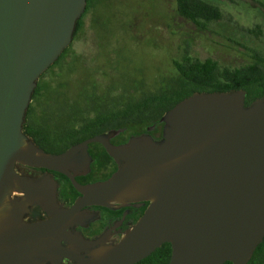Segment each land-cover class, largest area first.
<instances>
[{
	"label": "water",
	"instance_id": "1",
	"mask_svg": "<svg viewBox=\"0 0 264 264\" xmlns=\"http://www.w3.org/2000/svg\"><path fill=\"white\" fill-rule=\"evenodd\" d=\"M86 6L0 0V264H137L163 244L171 247L168 264H248L264 239V96L245 106L243 90L196 92L163 115L160 139L142 133L120 146L110 143L118 133L110 131L53 154L23 133L37 81L72 43ZM92 143L103 145L118 169L89 186L70 176L81 198L69 210L15 171L23 164L85 173ZM14 192L51 219L25 223ZM134 201L149 206L117 245L76 236L60 244L81 208Z\"/></svg>",
	"mask_w": 264,
	"mask_h": 264
},
{
	"label": "rangeland",
	"instance_id": "2",
	"mask_svg": "<svg viewBox=\"0 0 264 264\" xmlns=\"http://www.w3.org/2000/svg\"><path fill=\"white\" fill-rule=\"evenodd\" d=\"M207 1L223 19L201 30L178 15L176 0H93L70 51L41 79L48 99L41 120L55 128L80 125L95 115L93 94L100 104L153 90L176 77L173 62L185 53L231 68L264 53V0Z\"/></svg>",
	"mask_w": 264,
	"mask_h": 264
},
{
	"label": "trees",
	"instance_id": "3",
	"mask_svg": "<svg viewBox=\"0 0 264 264\" xmlns=\"http://www.w3.org/2000/svg\"><path fill=\"white\" fill-rule=\"evenodd\" d=\"M176 4L178 15L201 30H206L210 24L223 19L221 9L207 0H176ZM92 7L93 0H87L86 10L76 25L71 45L49 70L56 66L70 51L80 30L82 19ZM187 54L185 53L180 60L173 62L177 72L176 77L169 80L161 79L153 90H138L134 94H119L111 100L105 99L100 104L94 103L96 95L93 94L94 97L91 102L96 111L95 115L80 125L64 127L66 129L64 134L66 139L62 141L64 146L83 142L106 130H123L129 138L142 133L153 135L161 131L163 123L160 120L163 115L196 92L212 93L243 90L247 94L245 106H249L264 96V57L259 54H253L252 58L255 61L235 68L221 67L214 59L208 58L202 61L191 58ZM44 89L45 84L40 82L33 96H43ZM137 93L138 96H136ZM78 112L80 111L76 113L79 114ZM75 117L77 116L75 115ZM47 126L49 125L36 124L34 129L42 136L47 133ZM148 129L150 130L148 131ZM34 143L47 153L54 154L55 152L37 141ZM169 253L170 245L163 244L142 260V263L160 262L168 259ZM225 264L231 263L226 262ZM248 264H264V239L254 251Z\"/></svg>",
	"mask_w": 264,
	"mask_h": 264
},
{
	"label": "flooded vegetation",
	"instance_id": "4",
	"mask_svg": "<svg viewBox=\"0 0 264 264\" xmlns=\"http://www.w3.org/2000/svg\"><path fill=\"white\" fill-rule=\"evenodd\" d=\"M255 53L259 54L261 57H264V53L262 52L257 51ZM251 59V62L255 61L253 58ZM43 75H41V77L38 79L37 86L41 82ZM33 95L25 116V121L23 123V133L33 142L37 141L47 149L54 150V154L63 153L75 144L64 146L62 143V141L66 139L64 135L66 131L65 128L58 129L47 126V133L42 136L34 129V125L36 124H45L41 118L47 113L45 104L48 99L45 96ZM162 130L163 127L160 132L154 133L152 136L155 139H160L162 137ZM110 131L112 130H106L99 133L98 135ZM116 132L118 133L109 139L110 143L114 146L125 144L129 139L127 133L123 130H117ZM87 151L91 161L89 164V169L85 171V173L76 174L72 171H69V175H67L23 164H16L15 171L19 176L33 182L34 185L48 190V192L52 194L54 198V203L60 209L69 210L76 204L78 199L81 198V194L74 186L71 177H73L75 182L79 185L89 186L95 183L106 181L118 169L116 162L108 154L103 145L99 143H92L88 146ZM11 198L20 205L22 219L25 223L38 224L47 222L51 219L49 213L43 208L41 204L27 201L23 193L14 192L12 193ZM148 206V201H134L124 203L113 202L109 207L98 205L83 207L80 209V215L76 219L75 223L68 228L67 234L64 235L65 239L63 236L61 237L60 244L62 246H67L69 245L67 237L76 236L86 242L102 241V243L106 246H115L137 224V222L144 215ZM170 257L171 247L168 259L156 262L154 264H168ZM143 263L140 261L137 264ZM46 264L79 263L75 260L62 258L60 260H49Z\"/></svg>",
	"mask_w": 264,
	"mask_h": 264
}]
</instances>
